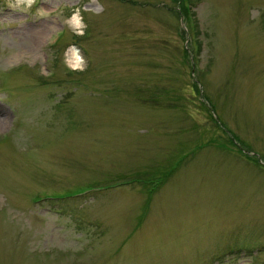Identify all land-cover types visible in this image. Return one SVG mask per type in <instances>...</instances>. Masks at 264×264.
<instances>
[{
  "label": "rangeland",
  "instance_id": "374dc122",
  "mask_svg": "<svg viewBox=\"0 0 264 264\" xmlns=\"http://www.w3.org/2000/svg\"><path fill=\"white\" fill-rule=\"evenodd\" d=\"M0 264H264V0H0Z\"/></svg>",
  "mask_w": 264,
  "mask_h": 264
},
{
  "label": "bare ground",
  "instance_id": "6f19581e",
  "mask_svg": "<svg viewBox=\"0 0 264 264\" xmlns=\"http://www.w3.org/2000/svg\"><path fill=\"white\" fill-rule=\"evenodd\" d=\"M74 24L77 26L79 23V19L77 17H74L73 19ZM35 33L38 34V32ZM68 62L71 64V66L76 69L80 65L81 58L79 56V52L75 48H71L67 53Z\"/></svg>",
  "mask_w": 264,
  "mask_h": 264
},
{
  "label": "trees",
  "instance_id": "16d2710c",
  "mask_svg": "<svg viewBox=\"0 0 264 264\" xmlns=\"http://www.w3.org/2000/svg\"><path fill=\"white\" fill-rule=\"evenodd\" d=\"M198 91V90H197Z\"/></svg>",
  "mask_w": 264,
  "mask_h": 264
}]
</instances>
